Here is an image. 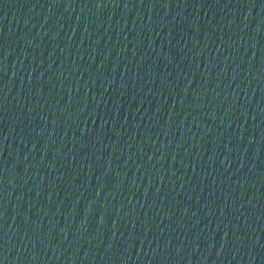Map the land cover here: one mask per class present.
I'll list each match as a JSON object with an SVG mask.
<instances>
[{"label": "water", "instance_id": "1", "mask_svg": "<svg viewBox=\"0 0 264 264\" xmlns=\"http://www.w3.org/2000/svg\"><path fill=\"white\" fill-rule=\"evenodd\" d=\"M0 264H264V0H0Z\"/></svg>", "mask_w": 264, "mask_h": 264}]
</instances>
